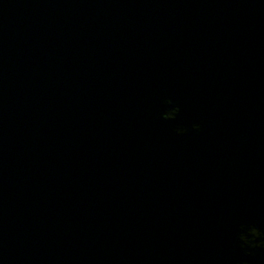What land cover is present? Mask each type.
Instances as JSON below:
<instances>
[{
    "label": "water",
    "instance_id": "1",
    "mask_svg": "<svg viewBox=\"0 0 264 264\" xmlns=\"http://www.w3.org/2000/svg\"><path fill=\"white\" fill-rule=\"evenodd\" d=\"M241 236L264 0H0V264H264Z\"/></svg>",
    "mask_w": 264,
    "mask_h": 264
},
{
    "label": "clouds",
    "instance_id": "2",
    "mask_svg": "<svg viewBox=\"0 0 264 264\" xmlns=\"http://www.w3.org/2000/svg\"><path fill=\"white\" fill-rule=\"evenodd\" d=\"M258 234H253V239L260 237L262 234L260 232H257ZM240 239L244 242V244L250 246V247H259V246H264V245H254L252 241L247 240L244 236H241Z\"/></svg>",
    "mask_w": 264,
    "mask_h": 264
}]
</instances>
